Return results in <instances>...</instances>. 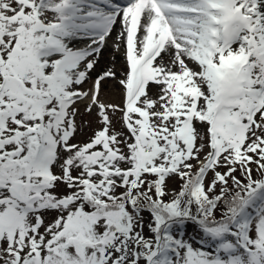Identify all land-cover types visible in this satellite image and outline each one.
Returning a JSON list of instances; mask_svg holds the SVG:
<instances>
[{
	"label": "snow or ice",
	"instance_id": "obj_1",
	"mask_svg": "<svg viewBox=\"0 0 264 264\" xmlns=\"http://www.w3.org/2000/svg\"><path fill=\"white\" fill-rule=\"evenodd\" d=\"M0 264H264V0H0Z\"/></svg>",
	"mask_w": 264,
	"mask_h": 264
},
{
	"label": "bare ground",
	"instance_id": "obj_2",
	"mask_svg": "<svg viewBox=\"0 0 264 264\" xmlns=\"http://www.w3.org/2000/svg\"><path fill=\"white\" fill-rule=\"evenodd\" d=\"M105 54V53H104ZM111 57V56H110ZM111 63V58L108 56L103 55L100 61L101 67L107 66Z\"/></svg>",
	"mask_w": 264,
	"mask_h": 264
},
{
	"label": "rangeland",
	"instance_id": "obj_3",
	"mask_svg": "<svg viewBox=\"0 0 264 264\" xmlns=\"http://www.w3.org/2000/svg\"><path fill=\"white\" fill-rule=\"evenodd\" d=\"M104 55H105V56H108L109 58H111V57H110V53H109L108 51H106Z\"/></svg>",
	"mask_w": 264,
	"mask_h": 264
}]
</instances>
